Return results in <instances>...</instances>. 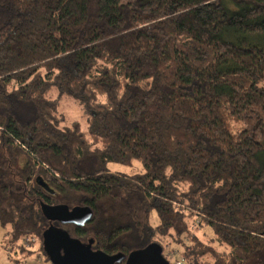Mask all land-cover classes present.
<instances>
[{
    "label": "trees",
    "instance_id": "16d2710c",
    "mask_svg": "<svg viewBox=\"0 0 264 264\" xmlns=\"http://www.w3.org/2000/svg\"><path fill=\"white\" fill-rule=\"evenodd\" d=\"M57 204L92 218L51 220ZM0 225L47 264L53 228L264 264V0H0Z\"/></svg>",
    "mask_w": 264,
    "mask_h": 264
},
{
    "label": "water",
    "instance_id": "95a60500",
    "mask_svg": "<svg viewBox=\"0 0 264 264\" xmlns=\"http://www.w3.org/2000/svg\"><path fill=\"white\" fill-rule=\"evenodd\" d=\"M45 188L49 189L41 180ZM46 216L62 223L84 225L92 218L90 207L76 206L70 208L64 204L43 205ZM93 239L84 242L72 237L62 228H53L44 235L45 250L54 264H117L125 260V264H170L157 243L149 244L143 249L109 254L92 247Z\"/></svg>",
    "mask_w": 264,
    "mask_h": 264
},
{
    "label": "rangeland",
    "instance_id": "374dc122",
    "mask_svg": "<svg viewBox=\"0 0 264 264\" xmlns=\"http://www.w3.org/2000/svg\"><path fill=\"white\" fill-rule=\"evenodd\" d=\"M132 0H122V2H129ZM60 111L65 114L68 122L81 120L82 113L77 105L73 100L65 98L61 101L60 104ZM110 167L113 170H118L125 174H134L140 173L144 171V167L138 161H134L132 166L122 165L119 163H112ZM151 223L153 225L158 223V217L154 212L151 213ZM200 228V227H199ZM198 225L196 230L199 229ZM8 230L9 228H4L0 225V264H47L48 260L46 259L45 253L42 251H38L39 248V240L31 241L30 243L28 240L25 243L20 241L15 245H9L8 240ZM201 234V231H200ZM30 243V244H29ZM165 243V242H164ZM22 246L24 247H31L35 250L34 253L29 254L27 250L21 252ZM175 248V249H174ZM11 249V254L8 253V250ZM166 249L168 252L167 255L173 257V253H175L174 257H179L181 254V246H173L171 244L166 243ZM177 253V254H176ZM181 256V255H180Z\"/></svg>",
    "mask_w": 264,
    "mask_h": 264
},
{
    "label": "built area",
    "instance_id": "2783aa9c",
    "mask_svg": "<svg viewBox=\"0 0 264 264\" xmlns=\"http://www.w3.org/2000/svg\"><path fill=\"white\" fill-rule=\"evenodd\" d=\"M27 240H28L30 243H32L33 241H35L34 238H32L31 240H29V239H25V240H23L22 243H25ZM31 241H32V242H31ZM30 243H29V244H30ZM8 253L11 254L12 252H11V251H8ZM176 254H177V253H176ZM172 255H173V257L168 255V257L170 258V260H169L170 264H186V261H185V259H184L183 257H180V256H179V257H174L175 253H173Z\"/></svg>",
    "mask_w": 264,
    "mask_h": 264
}]
</instances>
